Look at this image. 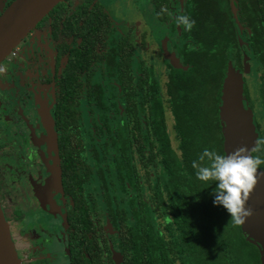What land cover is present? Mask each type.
I'll list each match as a JSON object with an SVG mask.
<instances>
[{
	"label": "flooded vegetation",
	"instance_id": "1",
	"mask_svg": "<svg viewBox=\"0 0 264 264\" xmlns=\"http://www.w3.org/2000/svg\"><path fill=\"white\" fill-rule=\"evenodd\" d=\"M14 1L0 0V16ZM141 1L147 10L142 33L141 22L134 25L132 17L122 19L124 27L113 20L110 0H64L5 60L11 67L0 72V203L21 264H130L135 243L146 254L150 251L151 221L153 229L165 232L164 216L151 215L156 204L151 185L163 165L150 162L148 75L153 73L158 82L164 124L175 148L166 102L169 66L175 67L167 55L174 54L186 67L175 69L189 68L180 57L182 27L173 19L187 0H168V21L158 15L166 10L164 0ZM232 2L236 0H230L231 8ZM240 31L243 36L242 27ZM239 41L248 45L242 37ZM141 52L150 53L145 57ZM157 56L166 69L163 86L154 69ZM242 60L244 64V56ZM236 69L243 74V100L253 112L244 65ZM120 75L127 80L126 95ZM138 78L143 79L141 90ZM258 92L264 108L260 86ZM126 108L127 121L120 129L125 141L103 150L104 140L111 141L108 129ZM43 114L52 121H43ZM108 190L111 197L115 194V206L105 198ZM141 209L145 216L139 237L131 230L130 241L123 220L128 216L138 223L135 212Z\"/></svg>",
	"mask_w": 264,
	"mask_h": 264
},
{
	"label": "trees",
	"instance_id": "2",
	"mask_svg": "<svg viewBox=\"0 0 264 264\" xmlns=\"http://www.w3.org/2000/svg\"><path fill=\"white\" fill-rule=\"evenodd\" d=\"M164 1L166 10L158 15L168 21V0ZM182 13L195 20V24L189 31H184L181 25L180 57L189 68L169 66L167 74L169 100L166 102L174 120L175 148L164 124L165 109L158 82L153 73L148 75L151 80L150 162L154 166L163 165L151 185L156 203L151 208V215L160 213L164 216L165 232L161 234L153 229L151 221L150 251L146 254L141 250L142 245L135 243L132 249L136 252L130 254L129 261L130 264H261L258 246L246 239L240 225L231 223L222 206L212 204L214 182L198 180L191 161L196 160L206 147L224 154L219 119L221 87L230 62L236 67L244 65L245 49H249L257 61L258 71H261L260 91L264 96V0H236L232 8L230 0H187ZM240 37L248 42L247 46L240 44ZM142 80L138 78L140 90L143 89ZM147 81L146 77L145 83L149 84ZM120 82L123 83L122 93L126 95L127 80L120 75ZM262 103L264 105V101ZM126 111L127 108L111 132L108 129L111 141L104 140L103 150L105 145L114 147L118 140L125 141L120 129L127 121ZM258 133L259 141H264V134L259 130ZM101 134L105 136L103 130ZM257 155L264 157V144L258 143L253 153V156ZM198 163L206 164L207 160ZM258 168L264 169V163ZM111 172L109 170L106 176L110 177ZM106 184L108 178L104 181ZM123 187L127 189L125 183ZM111 194L112 197L108 190L105 198L109 205L115 206V194ZM135 216L138 223L128 216L123 220L128 225L130 241L131 230L138 239L145 214L141 209ZM123 247L127 250L129 244Z\"/></svg>",
	"mask_w": 264,
	"mask_h": 264
},
{
	"label": "water",
	"instance_id": "3",
	"mask_svg": "<svg viewBox=\"0 0 264 264\" xmlns=\"http://www.w3.org/2000/svg\"><path fill=\"white\" fill-rule=\"evenodd\" d=\"M64 0H15L0 16V66L11 52L33 31L50 11ZM238 26L237 17L235 18ZM242 41V40H240ZM167 59L175 68H184L174 54ZM249 63L244 60L245 71ZM243 74L230 62L222 84L219 119L223 137V151L227 154L234 148L244 146L253 156L258 146L259 133L254 123L253 112L243 102ZM51 120L44 116L43 121ZM257 182L249 193L246 207L253 214L241 224L246 239L258 246L261 264H264V170L258 168ZM0 264H21L16 252L9 224L0 203Z\"/></svg>",
	"mask_w": 264,
	"mask_h": 264
},
{
	"label": "clouds",
	"instance_id": "4",
	"mask_svg": "<svg viewBox=\"0 0 264 264\" xmlns=\"http://www.w3.org/2000/svg\"><path fill=\"white\" fill-rule=\"evenodd\" d=\"M173 19L177 25H183L184 31L191 30L195 24V20L183 13ZM258 143L264 144V141ZM205 160L206 164L198 163ZM262 163L264 157L248 155L244 146L234 148L227 154H218L206 147L196 160L191 161V166L198 180L214 182L212 204L222 206L231 223L238 226L253 214L252 208L245 205L257 182L258 166Z\"/></svg>",
	"mask_w": 264,
	"mask_h": 264
},
{
	"label": "rangeland",
	"instance_id": "5",
	"mask_svg": "<svg viewBox=\"0 0 264 264\" xmlns=\"http://www.w3.org/2000/svg\"><path fill=\"white\" fill-rule=\"evenodd\" d=\"M110 2L113 3L112 7H111V10H112L111 16H112L114 21L116 20V22H118V24H120L122 27H124L122 25V19H124L125 17H129V18L132 17V19L134 20V25H138L137 23L141 22L138 25L139 32L142 33L144 31V29L146 27L144 26L145 14H143V13H146L147 10L145 11L144 3L141 0H110ZM139 4H141V7H139L140 6ZM139 9H140V11H139ZM143 10H144V12H143ZM128 12H130L132 14H130ZM119 13H120V15H119ZM135 22H136V24H135ZM158 24H159V22H158ZM162 26H164V24ZM137 30H138V28H134L133 31H137ZM135 33H137V32H135ZM140 33L139 34L137 33V35H135L133 33L135 36V39H137V40L140 39ZM152 36L153 35H151V37ZM150 40H151V38H150ZM156 41H157V39H156ZM173 41L175 42L174 39H173ZM154 47H155V45H153V48ZM171 47L173 48L172 43H171ZM140 51H142V50H140ZM148 53H150V52H147V53L141 52V54L145 57L147 56ZM243 56H244V60H246L249 63L248 71L244 72V79L246 82V86L249 90V96H250L249 98H250L251 102L255 105L254 106L252 104L253 112H254L253 115H255V117H256V121L254 120V123L256 126H258L259 132H262L264 134V108H261V97L259 96V92H258V86H260V82H261V79L259 77L260 71H258V68H257V61L255 60L252 53L249 52L248 49H245ZM153 62H154L155 72H156L157 76L160 78L161 85L163 86V82L165 81V75H166V69L164 67L163 61L159 56H157V57H155V59L153 58ZM4 66H5V68L11 67V65H9V63L4 61L2 63V65L0 66V72L4 71L3 70ZM243 95L245 97V88L244 87H243ZM243 102H244V105L246 107H248V104L245 102V100H243ZM1 123L3 124L2 121H1ZM171 123H172L171 119L168 118V125L170 126ZM1 137H4L2 132H0V138ZM20 211H17V215L19 217H22L23 214ZM31 229H32V225L29 224L28 230H31Z\"/></svg>",
	"mask_w": 264,
	"mask_h": 264
}]
</instances>
